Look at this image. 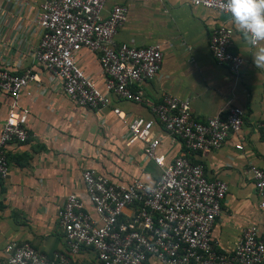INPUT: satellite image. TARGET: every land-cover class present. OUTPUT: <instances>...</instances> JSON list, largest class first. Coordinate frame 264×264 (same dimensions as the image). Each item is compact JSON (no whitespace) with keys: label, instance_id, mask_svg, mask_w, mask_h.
I'll return each mask as SVG.
<instances>
[{"label":"crops","instance_id":"obj_1","mask_svg":"<svg viewBox=\"0 0 264 264\" xmlns=\"http://www.w3.org/2000/svg\"><path fill=\"white\" fill-rule=\"evenodd\" d=\"M42 1L0 0V66L15 74L27 69L39 74V82L28 84L18 98V105L29 112L28 139L5 148L8 174L0 181V258L9 241L27 243L47 258L64 250L56 215L64 198L74 194L93 216L80 181L82 170L92 169L115 184L136 177L151 185L160 174V169L143 156L141 144L125 145V127L110 108L95 111L75 106L62 95L59 83L33 64L35 19ZM112 5L126 8L114 43H157L162 58L155 76L138 87L140 103L111 94V106L127 117L149 120L151 107L168 93L188 101L191 118L196 121L222 117L230 107L240 109L243 121L237 133L228 135L218 149L185 156L191 163L202 165L207 179L226 184L220 213L210 231L216 251L231 253L249 224H254L264 238V215L257 206L249 173L251 167L264 170V68L253 64L255 49L245 42L228 15L214 9L177 0H111L103 15ZM219 26L232 30L230 51L243 59L237 75L216 65L208 51V35ZM76 61L103 91L104 78L96 55L81 50ZM7 103L0 94V120ZM150 134L158 139L156 154L165 162L184 152L181 143L158 123H153ZM90 258L84 250L70 257L71 264H88Z\"/></svg>","mask_w":264,"mask_h":264},{"label":"built area","instance_id":"obj_2","mask_svg":"<svg viewBox=\"0 0 264 264\" xmlns=\"http://www.w3.org/2000/svg\"><path fill=\"white\" fill-rule=\"evenodd\" d=\"M110 1L43 0L35 19L37 44L31 51L32 62L59 83L62 95L75 106L95 111L110 108L125 127V145L141 144L143 156L160 174L151 185L136 177L115 184L92 169L82 170L80 181L93 216L74 194L64 198L56 214L64 250L47 258L27 243L9 241L2 248L0 264H71L70 257L82 250L91 255L88 264H264V238L254 224L242 230L231 253L216 251L210 231L220 213L226 184L207 179L202 165L185 156L218 149L228 135L240 130L242 111L230 107L222 117L196 121L188 101L168 93L151 107L149 120L127 117L112 107L111 94L141 102L138 87L155 76L162 52L157 43L115 44L113 37L125 21L126 8L112 5L103 15ZM177 1L224 13L220 0ZM231 37L230 28L216 27L208 35L207 46L216 65L237 75L243 59L230 51ZM81 50L96 55L103 91L77 64ZM38 82L36 71L15 74L0 66V94L8 99L0 120V181L8 174L6 146L23 144L29 135V112L18 105V98L28 84ZM154 122L181 143L182 154L168 162L156 154L158 139L150 134ZM261 138L264 140V121ZM235 149L241 150V146L235 145ZM249 173L257 206L264 215V170L251 167Z\"/></svg>","mask_w":264,"mask_h":264},{"label":"clouds","instance_id":"obj_3","mask_svg":"<svg viewBox=\"0 0 264 264\" xmlns=\"http://www.w3.org/2000/svg\"><path fill=\"white\" fill-rule=\"evenodd\" d=\"M220 8L230 16L245 42L255 49V67L264 68V0H220Z\"/></svg>","mask_w":264,"mask_h":264}]
</instances>
